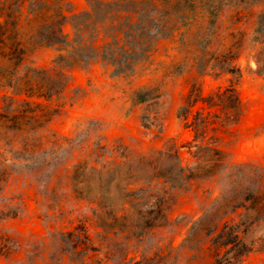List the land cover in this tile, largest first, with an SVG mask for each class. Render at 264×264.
I'll use <instances>...</instances> for the list:
<instances>
[{
	"label": "rangeland",
	"instance_id": "1",
	"mask_svg": "<svg viewBox=\"0 0 264 264\" xmlns=\"http://www.w3.org/2000/svg\"><path fill=\"white\" fill-rule=\"evenodd\" d=\"M67 15L89 9V0H65ZM257 17L242 6L222 8L216 22L204 10L179 22L170 36L157 41L151 58L135 74L115 75L102 63L74 68L50 121L34 134L0 121V236L10 246L0 264H126L131 260H158L161 264H214L209 237L194 226L210 211L223 190L221 178L193 181L187 188L158 184L166 191L168 222L137 238L105 232L94 215L96 205L76 188L78 166L104 163L116 169L107 185L111 202H120L116 181L126 175L122 163L149 155L175 143L185 165L195 159L188 143L194 132L179 117L194 85L204 94L236 85L242 104L238 122L208 130L232 166H255L264 182V74L257 73L252 39ZM67 34L72 26L65 27ZM56 47H37L26 57L28 67L58 70ZM231 55L242 76L200 72L202 62ZM152 90L155 97L138 102L136 92ZM11 90L0 88V113ZM25 97H16L15 106ZM35 99H31L34 101ZM85 192L97 194V185L85 177ZM84 225L96 251L74 260L55 243V236ZM254 251L239 264H264V228Z\"/></svg>",
	"mask_w": 264,
	"mask_h": 264
},
{
	"label": "trees",
	"instance_id": "2",
	"mask_svg": "<svg viewBox=\"0 0 264 264\" xmlns=\"http://www.w3.org/2000/svg\"><path fill=\"white\" fill-rule=\"evenodd\" d=\"M227 5L242 6L257 17L258 27L252 39L253 59L257 73L264 74V0H89V9L68 17L65 0H0V88L11 90L13 97H4L0 121L17 130L37 133L59 109L70 81V72L80 66L102 63L115 75H133L152 56L157 41L173 33L179 22L204 10L212 22ZM72 26L67 34L65 27ZM56 47L58 70L21 67L28 54L37 47ZM233 57L224 56L202 62L200 72L213 71L217 76H242V69L233 66ZM152 90L136 92L138 102L155 97ZM16 97H25L16 107ZM31 99H35L31 101ZM242 104L236 85H228L204 94L194 85L179 117L194 132L188 148L195 163L185 165L180 148L172 142L149 155H140L122 163L126 175L116 181L120 202H111L107 185L114 175L112 163L99 167L87 163L76 169L78 194L96 205L95 217L105 232L143 237L153 228L168 222L170 205L166 191L158 184L187 188L193 181L219 177L223 190L210 211L194 226L209 237L214 264H239L249 256L264 228V182L259 170L248 164L232 166L216 141L206 140L208 130H217L239 121ZM97 185V194L85 192V177ZM0 236V254L8 252ZM55 243L74 260H85L96 251L84 225L55 236ZM158 260H131L126 264H161ZM100 264V263H98Z\"/></svg>",
	"mask_w": 264,
	"mask_h": 264
}]
</instances>
